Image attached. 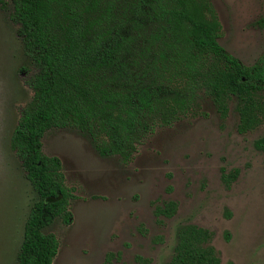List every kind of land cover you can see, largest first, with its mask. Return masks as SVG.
I'll list each match as a JSON object with an SVG mask.
<instances>
[{
	"label": "rangeland",
	"instance_id": "rangeland-1",
	"mask_svg": "<svg viewBox=\"0 0 264 264\" xmlns=\"http://www.w3.org/2000/svg\"><path fill=\"white\" fill-rule=\"evenodd\" d=\"M208 1L220 46L255 64L264 53V0ZM35 73L10 7L0 8V264L16 263L37 198L10 145ZM195 106L158 126L128 160L101 156L78 129L44 134L42 151L60 160L74 195L70 224L56 219L45 229L58 240L53 264H169L183 226L210 232L220 264H264V154L256 147L264 90L219 99L201 92Z\"/></svg>",
	"mask_w": 264,
	"mask_h": 264
},
{
	"label": "trees",
	"instance_id": "trees-1",
	"mask_svg": "<svg viewBox=\"0 0 264 264\" xmlns=\"http://www.w3.org/2000/svg\"><path fill=\"white\" fill-rule=\"evenodd\" d=\"M9 7L36 69L10 141L37 195L15 264H53L58 240L45 229L72 219L61 162L42 151L46 132L78 129L101 156L128 160L158 126L190 115L199 93L264 90V53L251 66L228 54L208 0H0ZM256 147L264 154V137ZM211 237L180 227L169 264H220Z\"/></svg>",
	"mask_w": 264,
	"mask_h": 264
}]
</instances>
